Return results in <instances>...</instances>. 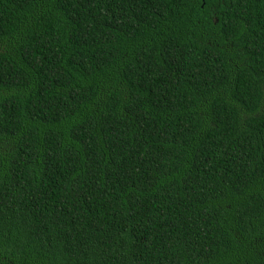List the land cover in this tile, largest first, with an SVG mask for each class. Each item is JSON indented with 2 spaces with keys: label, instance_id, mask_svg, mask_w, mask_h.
Here are the masks:
<instances>
[{
  "label": "trees",
  "instance_id": "trees-1",
  "mask_svg": "<svg viewBox=\"0 0 264 264\" xmlns=\"http://www.w3.org/2000/svg\"><path fill=\"white\" fill-rule=\"evenodd\" d=\"M0 264H264V0H0Z\"/></svg>",
  "mask_w": 264,
  "mask_h": 264
}]
</instances>
